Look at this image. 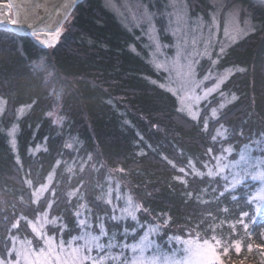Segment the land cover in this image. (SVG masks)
I'll list each match as a JSON object with an SVG mask.
<instances>
[{
	"label": "trees",
	"instance_id": "1",
	"mask_svg": "<svg viewBox=\"0 0 264 264\" xmlns=\"http://www.w3.org/2000/svg\"><path fill=\"white\" fill-rule=\"evenodd\" d=\"M240 1L258 31L230 47L220 68L236 71L196 119L157 83L164 73L145 59L139 32L123 28L103 0L80 4L51 49L0 29V258L14 237L29 238V220L48 210L63 240L79 235L84 204L116 245L155 225L162 250L170 237L192 236L228 250L223 264H264V221L250 212L258 184L232 186L229 171L206 173L226 149L235 160L244 147L264 145V1ZM40 62L45 70L36 68ZM13 123L16 150L7 133ZM50 175L49 202L35 203L33 190ZM110 180L139 206L135 220H114V209L100 201Z\"/></svg>",
	"mask_w": 264,
	"mask_h": 264
},
{
	"label": "rangeland",
	"instance_id": "2",
	"mask_svg": "<svg viewBox=\"0 0 264 264\" xmlns=\"http://www.w3.org/2000/svg\"><path fill=\"white\" fill-rule=\"evenodd\" d=\"M0 2L7 4V0ZM103 5L127 31L139 32L137 39L146 51L145 59L154 69L164 73L163 80L157 83L176 96L179 110L194 119L201 115L203 104L209 102L236 71L233 67L220 68L230 47L256 33L260 25L240 0H103ZM4 12L14 20L10 5L0 4V14ZM3 18L1 15L0 20ZM70 21L71 17L57 33L47 38L37 35V42L51 49ZM135 48L132 45V49ZM36 68L45 70L41 62L36 63ZM4 108L2 102L0 115ZM26 111L27 108L22 107L19 116ZM213 111L218 114L219 109ZM57 115L56 109L52 115L55 124L60 122ZM18 130L19 126L13 123L7 132L15 150ZM219 131L224 132L223 129ZM226 152V156L216 157L215 163L207 166L206 173L214 176L229 171L232 186L246 179L258 184L250 198V212L254 218L258 217L264 213V145L244 147L235 160L229 158L232 150L226 149ZM53 177L50 175L47 183L33 190L35 203L49 202ZM99 198L114 209V220L126 222L137 218L139 206L130 193L123 192L119 184L115 186L113 180ZM88 211L82 204L78 210L82 231L69 240L60 237L62 234L57 232L60 222L51 218L49 210L34 215L29 220V238L14 237L6 257L0 258V264H223L226 258L228 250L222 253L220 243L192 236L170 237L168 250H162L159 228L155 225H148L129 245H116L106 240L109 235L105 224L99 223L98 228L92 224ZM248 214L246 212L243 217ZM242 247L241 242L235 244L237 251Z\"/></svg>",
	"mask_w": 264,
	"mask_h": 264
},
{
	"label": "water",
	"instance_id": "3",
	"mask_svg": "<svg viewBox=\"0 0 264 264\" xmlns=\"http://www.w3.org/2000/svg\"><path fill=\"white\" fill-rule=\"evenodd\" d=\"M1 6L12 8L14 20L6 12L0 20V27L7 25L15 34L48 37L57 33L75 8L85 0H7ZM264 1V0H263Z\"/></svg>",
	"mask_w": 264,
	"mask_h": 264
}]
</instances>
